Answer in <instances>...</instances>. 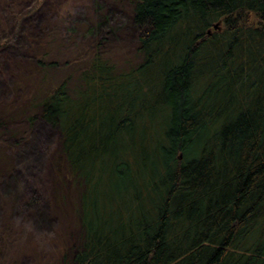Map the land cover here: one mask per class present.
Instances as JSON below:
<instances>
[{
	"label": "trees",
	"instance_id": "obj_1",
	"mask_svg": "<svg viewBox=\"0 0 264 264\" xmlns=\"http://www.w3.org/2000/svg\"><path fill=\"white\" fill-rule=\"evenodd\" d=\"M107 1L30 42L24 27L53 0L8 15L1 57L11 43L26 68L0 77V191L22 218L44 208L12 144L30 165L53 145L70 217L62 240L44 228L48 262L22 260L0 224V264H264V0ZM122 39L134 48L118 58Z\"/></svg>",
	"mask_w": 264,
	"mask_h": 264
},
{
	"label": "rangeland",
	"instance_id": "obj_2",
	"mask_svg": "<svg viewBox=\"0 0 264 264\" xmlns=\"http://www.w3.org/2000/svg\"><path fill=\"white\" fill-rule=\"evenodd\" d=\"M114 0H108L110 5L117 4L116 8H119L120 3H114ZM26 0H0V43L4 40L5 43H8V38H1L5 35V28L9 24L10 27L12 23L16 20L15 18H11L8 15L13 11H21L25 6ZM51 7L44 8V12L40 11L36 16L34 23L29 19L30 25L25 26L22 31L23 36L26 38V42H30L32 39L35 40V34L40 29L50 31L51 36H55L57 34L59 36L65 35V25L70 21L74 20L76 17L88 18L94 17V7L93 0H53ZM10 8V11L6 13L7 9ZM47 20V21H46ZM65 22V24H64ZM24 32H26L24 34ZM126 32H122L124 36ZM58 36V37H59ZM38 38L36 39V41ZM35 41V42H36ZM10 47L14 49V52L10 56L4 57V53L0 54V77L4 76L6 72L12 73L16 82L21 79L18 71L21 73L25 71L26 65L24 60V49L20 50L19 48H14L11 43H9ZM117 54L115 57L124 58L128 51H132L134 48V44L131 40L122 39L118 43H116ZM77 44H73V49H76ZM115 51V53H116ZM52 55L54 53L50 50ZM1 53V51H0ZM133 59V57H132ZM134 61H136L134 57ZM25 74V73H23ZM27 85V84H25ZM32 84L27 85V87L22 90V93L19 96H16V99L19 97V100L23 101L25 98L22 94H25L27 89L32 88ZM15 98V97H14ZM11 99L6 100V102H10ZM16 129H19V134L22 130H26V133L31 132V128H25V126H16ZM40 132L44 134L51 142H56L59 137V130L56 126H52L47 122H41L37 128ZM14 145L13 152L18 153L23 165L22 168L24 174H26V179L28 174L31 173V178L34 184H36L42 191L46 194L47 204L44 208L39 209L38 213L33 214V216H26L22 218L21 215H18L16 211L13 209V195L8 193L7 191H0V224L8 228L10 234H12L11 248L12 251L21 250L20 254L23 255L22 260L29 259L33 250L35 254L32 256L37 258L39 256V260H43L45 262L51 261V255L54 254L57 246L54 245V240L50 241L49 235L47 236L44 228L50 226H55L53 229H58L57 237L62 240V236L64 234L65 226L68 224L70 214L67 210L62 209L59 206V197L58 192L56 191L55 178L53 172V165L51 161L52 150L54 149L53 145L50 146L48 151L44 152V154L38 156V158L31 160V165L29 161L23 160L26 159L25 156L22 155V151L26 152V144L25 141H22V146L16 142L19 140L18 136H14ZM18 146V147H17ZM28 150V149H27ZM51 154V155H50ZM33 175V176H32ZM23 227V228H22ZM40 230V231H39ZM47 236L46 239H43ZM12 251L7 253L6 257L9 258L12 256ZM49 256V257H47ZM9 264V263H8Z\"/></svg>",
	"mask_w": 264,
	"mask_h": 264
},
{
	"label": "water",
	"instance_id": "obj_3",
	"mask_svg": "<svg viewBox=\"0 0 264 264\" xmlns=\"http://www.w3.org/2000/svg\"><path fill=\"white\" fill-rule=\"evenodd\" d=\"M218 24H216V26H217Z\"/></svg>",
	"mask_w": 264,
	"mask_h": 264
}]
</instances>
